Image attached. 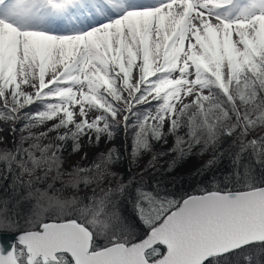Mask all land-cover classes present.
<instances>
[{"label":"snow or ice","instance_id":"1","mask_svg":"<svg viewBox=\"0 0 264 264\" xmlns=\"http://www.w3.org/2000/svg\"><path fill=\"white\" fill-rule=\"evenodd\" d=\"M0 175V264H264V0H0Z\"/></svg>","mask_w":264,"mask_h":264},{"label":"trees","instance_id":"2","mask_svg":"<svg viewBox=\"0 0 264 264\" xmlns=\"http://www.w3.org/2000/svg\"><path fill=\"white\" fill-rule=\"evenodd\" d=\"M206 156V155H205ZM148 158L145 157L144 160L141 161V167L143 166L144 162ZM207 158H197L192 157L187 159L186 161H183L181 163H178L176 166H174L173 170H170L168 172L163 171L164 168L167 167L164 160L162 159L158 165V167H161V173H157V176L162 178L164 182L167 184V186L175 191H183L188 190L196 186L197 180L199 177L195 175V169L198 165L202 164ZM202 160V161H201ZM257 171H259V165H255ZM118 171H123V166L117 169ZM135 172L136 169H133ZM11 183V177H8V179H5L2 175H0V197H3L4 195L11 194L9 185ZM126 211L131 214V209L127 208ZM11 234V233H10ZM255 259H259V253L257 252Z\"/></svg>","mask_w":264,"mask_h":264},{"label":"water","instance_id":"3","mask_svg":"<svg viewBox=\"0 0 264 264\" xmlns=\"http://www.w3.org/2000/svg\"><path fill=\"white\" fill-rule=\"evenodd\" d=\"M12 242V234L0 233V243H2L5 247H7Z\"/></svg>","mask_w":264,"mask_h":264},{"label":"rangeland","instance_id":"4","mask_svg":"<svg viewBox=\"0 0 264 264\" xmlns=\"http://www.w3.org/2000/svg\"><path fill=\"white\" fill-rule=\"evenodd\" d=\"M117 135L119 136L120 134L118 133ZM115 144H116L117 146H119V145H120V140L117 139V140L115 141ZM203 158H207V155L204 156ZM201 161H202V160H201Z\"/></svg>","mask_w":264,"mask_h":264}]
</instances>
